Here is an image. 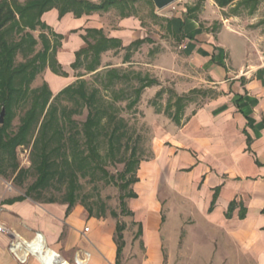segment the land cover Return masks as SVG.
<instances>
[{"label":"crops","instance_id":"0c3cea01","mask_svg":"<svg viewBox=\"0 0 264 264\" xmlns=\"http://www.w3.org/2000/svg\"><path fill=\"white\" fill-rule=\"evenodd\" d=\"M178 2L175 10L131 0L79 17L67 12L60 18L58 8L42 16L64 35L57 59L66 74L48 69L45 75L54 94L80 77L72 72L76 52L96 30L119 40L125 59L137 47L160 46L148 65L168 76L160 88L184 98L179 120L176 108L169 116L158 113L152 155L137 167L129 212L142 248L129 256L131 237L116 220L81 205L17 199L0 178V222L9 230L0 231V264H164L166 206L182 200L214 231L217 245L227 239L249 262L264 264V56L256 50V31L232 24L233 16L211 18L194 1Z\"/></svg>","mask_w":264,"mask_h":264},{"label":"rangeland","instance_id":"374dc122","mask_svg":"<svg viewBox=\"0 0 264 264\" xmlns=\"http://www.w3.org/2000/svg\"><path fill=\"white\" fill-rule=\"evenodd\" d=\"M127 1L131 0L125 2ZM190 1L197 3L199 8L204 6V10L211 18L219 15L224 18L233 16L235 23L232 20V24H244L247 28L255 30L254 41L257 53L264 56V0H260L254 9H251V5L247 6L241 3L236 7L237 3H235L226 7L225 10L219 9L210 0ZM181 4L182 2L179 3L176 0L168 7H174L175 10V8H180ZM214 22L218 23L219 21L215 20ZM26 31H30L36 37L37 44L34 51L27 57L22 52H18L16 64L25 62L29 57L44 50V43L40 36L42 32L50 38L51 46L56 41V37L49 29H26ZM14 36L16 39L20 38V35L14 34ZM90 38L91 42L95 41L94 37L91 36ZM118 48L111 47L107 49H117V51L114 50L106 55L107 57L101 53L97 65L98 69L94 72L89 69L90 62L94 58L92 52L88 56L83 55L81 64L74 67V71H72L75 76H80L73 83L74 86H78L79 82L84 79L88 94L96 90V107L102 110L100 112L102 118L98 139L99 151L102 155L100 164L110 174L106 178L100 169H89L85 174L78 171L77 199L74 205H81L98 217L122 223L125 226L124 235L131 237V247L128 253L131 257L136 248H142V245L138 242L137 224L134 221V216L129 212L131 198L126 196V193L135 189V183H131L125 189L120 186V183L124 182L125 179L136 176L137 172H128L125 179L121 175L124 173L126 160L130 158L133 150L136 151V158L140 160L147 159L152 155V137L158 123V113L169 116L170 112L175 111L174 109L178 106V103L176 102V92L173 89L166 84V86L159 87L169 80L168 76L159 71H154L157 67L153 68V65H148L155 64V58H158L156 53L162 49L160 46L148 45L145 50L137 47L135 50L128 52V59H125L126 52H122V49ZM159 59L157 61L163 62L161 57ZM40 64L41 61L38 60L37 65ZM48 69L52 70L48 63L43 67L40 66L37 74L30 82L29 96L31 98L34 91L40 90L47 82L45 75ZM81 74L83 75L81 76ZM111 74H118L117 77H113V82H109ZM146 80H153L154 82L146 86L138 95L136 89ZM116 94H120L121 97L116 99ZM56 95L53 93L44 115L49 106L52 105L57 108L58 121L68 125V129L66 128L65 131V149L71 160L74 158V146L68 140L69 133L78 129L81 130L90 110L95 111V108L89 107L79 95L73 96L70 93H63L55 98ZM31 98L20 102L19 105H14L11 131L18 130L21 119L31 107ZM136 98L137 103L131 107L129 104ZM201 102V100L197 101L195 105L198 106ZM104 109L106 110L104 111ZM63 112H66L68 117L64 116ZM111 117H113V120H111ZM5 118L6 108L4 122ZM69 118L77 123L76 126H71ZM3 123H0V125ZM114 125L120 127V133H123V135L120 142L115 141L117 149L112 153L106 132H110ZM77 137L80 140L79 145L81 147L85 146L84 135L78 133ZM85 153H88V149L85 150ZM34 159L32 145L19 146L16 149L15 156H12L9 151L0 150V178L4 180L9 188H13L17 196L28 193L38 178L39 173ZM63 166H65V163L61 166L58 165L60 171H62ZM111 176L113 178L108 180ZM68 180L69 176L64 175L61 177V174L58 173L48 186L41 188L39 191H32L31 197L34 201L42 203L54 198L56 199L55 204H63L62 201L66 198L69 189ZM181 202V204L173 203V205L170 203L169 206H166L167 217H165L169 229L167 228V242L163 247L164 264H253L247 260L243 252L237 251L236 247L230 245L227 239L224 240V245H217L214 231L207 229L204 221L189 202L184 200ZM64 205L67 206L68 204L64 203Z\"/></svg>","mask_w":264,"mask_h":264},{"label":"trees","instance_id":"16d2710c","mask_svg":"<svg viewBox=\"0 0 264 264\" xmlns=\"http://www.w3.org/2000/svg\"><path fill=\"white\" fill-rule=\"evenodd\" d=\"M125 1L101 0V2L97 3L92 0H0V108L2 106L6 108L5 122L0 125V150L9 151L12 156H15L16 149L19 146L32 145V152L35 156L34 162L39 173L33 187L29 189L30 191L25 195H19L17 199L31 197L32 191H39L41 188L48 186L52 182V179H54V176L59 173L61 177L64 175L69 176L68 193L62 202L67 203L68 207L71 208L77 199L78 171H82L85 174L89 169H100L106 178L110 175L108 170L100 164L102 162V155L99 151L98 139L100 134L99 126L102 118L100 112L102 110L96 107V90L88 94L86 91V81L80 79L81 81L78 86H74L71 83L57 93L55 97L58 98L63 93H70L73 96L79 95L89 107L92 109L95 108V111L90 110L81 130L78 129L69 133L68 140L74 146V158L70 160L65 149V131L68 129V125L58 121L56 115L57 108L52 105L49 106L44 115L53 92L46 82L40 90L34 91L31 98L29 96V84L37 74L40 66L43 67L47 63L54 72L66 74L57 59V50L62 44L64 35L52 30L42 19L45 12L52 8H58L60 18L67 12H73L79 17L82 14H90L96 10L107 9L114 4ZM214 1L222 8L234 3H237V7L241 3L247 6L251 5V9H254L257 3L260 2V0ZM38 28L42 30L49 29L54 37H56V41L51 46L50 38L46 33L42 32L40 36L44 43V50L29 57L25 62L16 64V55L18 52H22L27 57L34 51V47L37 44L36 37L30 31H26V29L36 30ZM92 32L95 33L92 34ZM14 34L20 35V38L16 39ZM90 35L95 38L94 42L89 40L88 36ZM84 39L88 45L76 52V60L72 66L78 67L81 64V57L83 55L88 56L92 52L94 58L89 65L90 71H95L98 68L99 56L103 51L111 47H120L121 45L119 40L108 38L101 31L96 30L88 31ZM142 42L143 40H139L135 44L139 45ZM38 60L41 61L40 65H37ZM117 76L118 74H111L109 82H113V79ZM153 82V80H146L136 89L137 94L139 95L146 86L153 84ZM120 97V94L115 95L116 99ZM29 98H31V107L21 119L18 130L15 132L11 131L10 127L12 124L14 105H19L20 102L27 101ZM183 101V97H178L176 100L178 106L176 107L175 116L178 120L180 119L179 113L184 106ZM136 103L137 98L131 101L129 105L133 107ZM43 115L44 117H42ZM63 115L68 117L66 112H63ZM70 120L71 126H76L77 123L73 119ZM111 120H113V117H111ZM78 133L84 135L85 146L83 147L79 145ZM106 133L110 141V151L114 153L117 149V143L115 141L120 142L123 133H120V127L118 125H114L110 132L107 131ZM86 149H88V153H85ZM139 162L140 159L136 158V151L133 150L130 158L126 160L125 170L121 175L122 178L125 179L126 174L130 171H135L136 173ZM64 163L65 166L60 171L58 165L61 166ZM112 178L113 176L108 178V180ZM136 180V176L125 179L124 182L120 183V186L125 189L131 183H135ZM126 196L130 198L135 197L136 193L134 190H131L126 193ZM45 202H56V199L50 198ZM90 213L92 212L90 211ZM121 230L122 226L118 224L117 239L120 242L122 238Z\"/></svg>","mask_w":264,"mask_h":264},{"label":"water","instance_id":"95a60500","mask_svg":"<svg viewBox=\"0 0 264 264\" xmlns=\"http://www.w3.org/2000/svg\"><path fill=\"white\" fill-rule=\"evenodd\" d=\"M152 1L154 2L155 6L160 10L176 2V0H152ZM4 116H5V106L2 107V111L0 113V123L4 122Z\"/></svg>","mask_w":264,"mask_h":264},{"label":"built area","instance_id":"2783aa9c","mask_svg":"<svg viewBox=\"0 0 264 264\" xmlns=\"http://www.w3.org/2000/svg\"><path fill=\"white\" fill-rule=\"evenodd\" d=\"M0 231L5 232V233L9 232L8 228L4 224H2L1 222H0Z\"/></svg>","mask_w":264,"mask_h":264},{"label":"bare ground","instance_id":"6f19581e","mask_svg":"<svg viewBox=\"0 0 264 264\" xmlns=\"http://www.w3.org/2000/svg\"><path fill=\"white\" fill-rule=\"evenodd\" d=\"M38 246H36V250H38V251H40L41 250V248H40V246L37 248ZM55 260H57L56 258H55ZM59 264H61L62 262H58ZM56 264V263H55Z\"/></svg>","mask_w":264,"mask_h":264}]
</instances>
